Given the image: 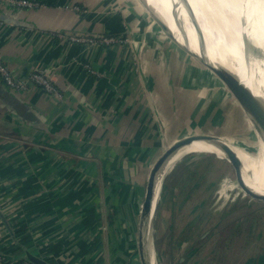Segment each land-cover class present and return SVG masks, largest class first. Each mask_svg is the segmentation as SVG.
Wrapping results in <instances>:
<instances>
[{
  "label": "crops",
  "instance_id": "1",
  "mask_svg": "<svg viewBox=\"0 0 264 264\" xmlns=\"http://www.w3.org/2000/svg\"><path fill=\"white\" fill-rule=\"evenodd\" d=\"M36 1L25 8L0 0V60L16 77L46 71L62 97L38 85L16 90L0 77L1 264L29 254L50 264H140L152 163L189 130L224 137L247 120L140 0ZM54 32L120 40L86 47ZM204 159L185 157L172 170L176 228L186 212L213 207L211 181L187 175Z\"/></svg>",
  "mask_w": 264,
  "mask_h": 264
},
{
  "label": "rangeland",
  "instance_id": "2",
  "mask_svg": "<svg viewBox=\"0 0 264 264\" xmlns=\"http://www.w3.org/2000/svg\"><path fill=\"white\" fill-rule=\"evenodd\" d=\"M142 4L152 14L144 3ZM189 55L205 71L210 70L192 54ZM220 82L229 91L225 83L222 80ZM229 94L238 103L230 91ZM252 133L253 137L238 133L234 137L225 135L224 138L229 144L256 155L261 148V141L256 133ZM201 156L207 157L209 162L205 159L200 163L193 162L195 164L192 163L194 166L190 168L191 171L187 172V175L200 182L206 181L204 186L208 185L207 181H211L212 197L210 198H212L213 207H208L209 202L206 203L194 217L186 212L180 224L181 227L176 228L179 225L178 217L174 219L176 215H173L172 204L168 200L171 195V177L174 175V169L179 171L178 168L184 167L183 158L198 159ZM175 162L164 176L154 217L153 246L156 254L155 260L157 259L155 264H182L181 261H184L183 264H264V201L246 202L237 194L240 186L236 181L235 172L238 174L240 172L230 162L227 160L222 162L215 153L210 151L186 152ZM246 180L249 184L248 188L253 193L264 195V183L250 178ZM175 190L179 189L176 187ZM176 197L179 200L182 198L181 194ZM184 210H189V207ZM171 217H173V222ZM211 221H215L214 226ZM171 241L183 242V244L179 249V247H173ZM172 251L176 252L173 263ZM139 261L141 264L140 255Z\"/></svg>",
  "mask_w": 264,
  "mask_h": 264
},
{
  "label": "bare ground",
  "instance_id": "3",
  "mask_svg": "<svg viewBox=\"0 0 264 264\" xmlns=\"http://www.w3.org/2000/svg\"><path fill=\"white\" fill-rule=\"evenodd\" d=\"M141 2L168 26L176 43L182 48L189 53L206 55L211 64L222 66L238 76L254 93L253 100L264 110V0ZM258 137L261 148L256 155L228 143L242 161L238 175L245 185L246 175L264 183V139ZM207 151L226 157L211 141L194 140L181 146L164 163L155 182L153 207L159 201L163 179L169 167L186 152ZM149 230V256L152 264H155L157 259L152 243V225Z\"/></svg>",
  "mask_w": 264,
  "mask_h": 264
},
{
  "label": "water",
  "instance_id": "4",
  "mask_svg": "<svg viewBox=\"0 0 264 264\" xmlns=\"http://www.w3.org/2000/svg\"><path fill=\"white\" fill-rule=\"evenodd\" d=\"M152 14L159 22V24L163 27V29L173 38V40H175L174 35L171 33L168 26L155 13L152 12ZM190 54L196 57L202 64L208 67L220 80L225 83L229 91L232 93V95L238 102V105L243 111L245 118L248 124L250 125L252 131L264 139V110L253 100L254 93H252L251 89L231 71L226 70L222 66H216L211 64L206 55H197L191 52ZM194 140L211 141L226 154V157L215 154L219 157L222 162H225L227 160L232 164V166L237 168L236 170L240 169V165L242 163L241 159L238 157L232 147H230L227 140H225V138L219 134L201 130H189L188 132L181 134L171 140L164 147V149L154 161V163H152L145 183V192L141 206L138 242L141 264H152L149 256L150 242L148 239V234L151 225L153 228L154 217L157 208V205L153 207L155 194L154 186L157 179V175L160 172L164 163L167 162V160L170 159L181 146L190 143ZM235 178L238 185L240 186V189L237 190V194L242 197L246 202H252V200L264 201V195H257L253 193L243 183L242 179L236 172ZM28 260L34 264H50L46 260L33 254L28 255Z\"/></svg>",
  "mask_w": 264,
  "mask_h": 264
},
{
  "label": "built area",
  "instance_id": "5",
  "mask_svg": "<svg viewBox=\"0 0 264 264\" xmlns=\"http://www.w3.org/2000/svg\"><path fill=\"white\" fill-rule=\"evenodd\" d=\"M13 5L32 8L40 5V2L36 0H4ZM75 9H79V7H75ZM55 36H58L68 42L72 43H80L85 45L86 47H91L94 45H110L116 43L120 39L116 36H98V35H89L83 33H75V32H54ZM87 67V66H86ZM0 77L6 83V85L10 86L16 90H26L31 85H38L41 89L46 91L47 93L56 96L62 97V93L58 86L52 81L49 77V74L46 71H42L37 69L36 71H32L28 74L27 77H16L12 74L9 67L0 60ZM4 264H34L27 260L24 263H17L13 260H5ZM2 263V259L0 257V264Z\"/></svg>",
  "mask_w": 264,
  "mask_h": 264
},
{
  "label": "trees",
  "instance_id": "6",
  "mask_svg": "<svg viewBox=\"0 0 264 264\" xmlns=\"http://www.w3.org/2000/svg\"><path fill=\"white\" fill-rule=\"evenodd\" d=\"M238 119H240V116H238ZM236 124H237V128H239L238 129V133L240 134V133H242L243 135H245V134H247L246 136H249V135H252V137H253V133H252V130H251V128H250V126L248 125V123L245 121V123H242V122H236ZM241 126V127H240ZM236 128V129H237ZM240 129H242L241 131H240ZM223 132V131H222ZM234 133V131L230 134V136H232V137H234V136H236V134H238V133ZM202 155H207V154H202ZM246 179H249V177L246 175ZM186 240H184V242H185ZM181 244H182V242H179V243H177L176 244V246L175 247H179V249H180V247H181ZM172 253L175 255V253L176 252H173L172 251ZM184 262V261H183ZM183 262H181L182 264H183Z\"/></svg>",
  "mask_w": 264,
  "mask_h": 264
}]
</instances>
